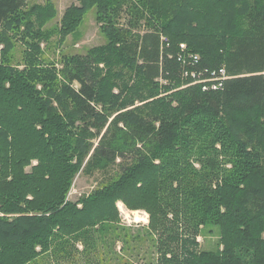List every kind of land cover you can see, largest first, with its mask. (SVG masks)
<instances>
[{"label": "trees", "instance_id": "16d2710c", "mask_svg": "<svg viewBox=\"0 0 264 264\" xmlns=\"http://www.w3.org/2000/svg\"><path fill=\"white\" fill-rule=\"evenodd\" d=\"M128 1L71 5L62 40L94 6L99 21ZM136 3L149 31L133 39L102 27L109 42L67 57L61 80L40 57L39 44L25 41L24 68L8 56L11 33L24 20L29 32L41 28L55 16L53 3L24 11L26 0H0V264H33L98 224L100 232L118 220L119 199L148 210L158 264H264V0ZM182 43L201 56L200 67L226 68L233 77L223 89L182 87L191 81L182 77ZM118 74H130L134 83L122 88L123 101L116 95L117 108L134 107L109 122L97 103L116 105L109 77ZM95 136L96 146L89 141ZM92 147L88 172L119 156L135 161L114 182L71 200ZM202 225L220 226L222 249L200 250Z\"/></svg>", "mask_w": 264, "mask_h": 264}, {"label": "rangeland", "instance_id": "374dc122", "mask_svg": "<svg viewBox=\"0 0 264 264\" xmlns=\"http://www.w3.org/2000/svg\"><path fill=\"white\" fill-rule=\"evenodd\" d=\"M48 2L53 3L55 16L46 21L41 28L37 27L38 24L36 23L37 25L31 32L27 30L26 20H24L23 25L19 29H15V34L11 33L14 37V48L8 56L12 55L11 62L13 64L19 68H24L25 41L39 44L42 52L40 57L46 65L54 64L56 66L55 68H57L61 80L64 77H62L60 71L64 68L63 65L67 57L76 55L86 56L92 48L104 46L109 42V38L102 27L105 29L111 25L119 32L127 33L133 39H136L138 35H143L151 28L147 25L146 17L137 14L138 9L142 10L143 8L140 6L138 9H135V6H137L136 0H130L117 10L109 9L99 21L97 20L99 11L97 6H94L84 15L77 31L66 34V37L62 40L61 30L64 27L63 18L67 9L71 5L80 6L82 2L81 0H26V5L22 10L27 11L36 4L45 5ZM39 30L42 32H39ZM163 37H166V35L164 34ZM139 63H142V61L139 60ZM98 65L100 68L105 69L104 74L108 73L105 63L101 62ZM103 77L105 76H100V81H102ZM232 77V75L228 74L225 83ZM109 78L111 93L114 95L113 99L116 105L110 108L109 104L99 101L97 108L101 112H109L110 122L118 112H123L134 107L129 106L120 110H118L119 107L117 108V103H121L120 101L126 98L127 89L123 92L122 88L127 83L132 85L134 78L130 74L111 75ZM157 80L161 83H167V80L163 77L162 79L159 77ZM73 85L79 87L76 81ZM185 86L188 85L186 84L182 87ZM116 95L120 97V101ZM141 104L142 102H135V105ZM76 125H81V121H78ZM156 125H158L157 122ZM92 131H96V129L92 128ZM89 141L93 144L95 143L96 146L99 137L95 136L90 138ZM140 146L138 144V147ZM218 148H222L221 144H218ZM93 151L94 147H92L90 153L86 156L79 172L76 173L74 182L68 193V197L71 200L77 201L80 197L88 196L97 189H101L114 182L121 177L125 167L135 161L132 155L128 157L119 156L107 165L96 166L88 172L85 168ZM220 158L224 159L225 157L221 155ZM73 161L77 163L78 157L75 156ZM36 164H38V160L35 158L33 159V165ZM227 165L229 167L232 166L231 163ZM27 170L30 171L31 166H28ZM116 206L118 210L117 221H107L109 224L100 232H97V228L101 226V224H98L96 231H90L86 234L85 238H74L62 247L53 246L51 250L40 255L33 264H123L126 262L132 264H158L156 238L149 233L150 230L148 229L150 223L148 210L142 207L130 209L120 199L116 202ZM79 207H82V204H79ZM198 240L200 250L217 251L223 248V244L221 243V228L218 225H202ZM88 243L93 244L89 250H86ZM37 249L41 251L40 246Z\"/></svg>", "mask_w": 264, "mask_h": 264}, {"label": "built area", "instance_id": "2783aa9c", "mask_svg": "<svg viewBox=\"0 0 264 264\" xmlns=\"http://www.w3.org/2000/svg\"><path fill=\"white\" fill-rule=\"evenodd\" d=\"M181 51L178 59L184 66L182 77L190 79L187 85L201 84L203 90H221L224 88L225 80L228 78L227 70L224 66L220 68L200 67L201 56L188 49L186 43L180 45Z\"/></svg>", "mask_w": 264, "mask_h": 264}]
</instances>
